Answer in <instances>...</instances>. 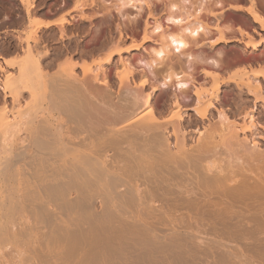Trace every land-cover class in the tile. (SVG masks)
<instances>
[{
    "label": "bare ground",
    "instance_id": "obj_1",
    "mask_svg": "<svg viewBox=\"0 0 264 264\" xmlns=\"http://www.w3.org/2000/svg\"><path fill=\"white\" fill-rule=\"evenodd\" d=\"M117 1L151 14L158 9L152 0ZM20 3L22 25L35 32L58 25L63 43L70 25L82 27L80 19L91 29L98 25L99 13L88 16L82 0L73 2L70 20H34L40 2ZM187 3L164 0L162 19L147 21L139 42H128L119 22L118 35L109 28L99 46L107 50L104 58L88 64L81 58H92L97 43L91 54L89 43L81 45L86 51L77 45L54 73L57 59L47 44L54 34L25 39L13 30L25 55L13 61L0 55V74L8 73L0 102L11 105L9 116L0 115V264H264V149L249 139L264 142L255 113L264 110V70L242 83L247 90L239 92L254 97V107L240 123L231 108L214 104L219 84L196 91L194 105L182 111L189 79L168 69L159 81L136 67H169L174 54L191 72L203 62L191 43L214 31L221 33L215 44L227 42L224 32L233 28L221 24L226 17L264 32V0H200L193 13ZM148 42L158 47L150 52ZM247 46L258 50L264 38ZM204 62L219 65L214 58ZM169 86L176 105L165 117L156 94ZM214 112L219 122L212 121ZM205 120L189 140L186 123Z\"/></svg>",
    "mask_w": 264,
    "mask_h": 264
},
{
    "label": "rangeland",
    "instance_id": "obj_2",
    "mask_svg": "<svg viewBox=\"0 0 264 264\" xmlns=\"http://www.w3.org/2000/svg\"><path fill=\"white\" fill-rule=\"evenodd\" d=\"M67 1L45 0L44 2L43 0L40 1L36 0V4L40 2L37 4V8L39 6L40 9L42 8V11L38 13L39 15L36 14L34 20H38V19L54 20V19L62 18L63 16H65L66 19L70 20L69 11L73 6V2L76 3L77 0L74 1L69 0V2L71 1L70 4L67 5V7H65L64 5ZM152 1H154L158 6L157 11L153 14L150 13V11L146 8V6L141 7L139 4L137 7V5L134 6L133 2L123 5L121 2V5H114V3L118 2L117 0H82V5L84 6L82 9L86 11V14L88 13V16H90L89 14H91L92 16L94 10H97V13L95 11L96 15L99 13L97 16L95 15H94L95 17L93 16V19H96V21H98L97 22L98 25L95 22V24L97 25L96 28L93 27L91 29L89 25V21L87 19H80L81 21L79 27L81 26L82 27L79 29L77 26L75 28V26L70 25L69 26L70 29H68V31L66 32V38L64 40L65 42L63 43L61 39H59L58 25H52L49 28L42 27L35 32L34 28L32 29L29 28L27 25H22L24 20H25L24 24H27L26 23L27 20L24 16V11L22 10L23 6L20 3V0H0V55L2 57L4 56V58L8 60L10 59V61L11 60L13 61L14 59L17 60L24 59L25 54L23 52V49L18 44L19 42L17 40V37H15L17 36L16 34L18 33L17 32L15 33V31L13 32L14 29L18 32H22V35L21 33L19 35L25 39L26 38L32 39L34 36L37 35L42 37V35L51 32L54 34L53 36L55 37V39H51L52 41L49 39V41H47V44L49 49L52 50L53 53L52 59H57L55 60L57 63L55 62V66L53 67V69H51L52 71L50 70L51 73L57 71L56 69L58 68L59 64L61 66L62 63L64 66L63 62H65V64L68 63L67 60L70 59V54L75 52V47L77 45L81 46L83 44L82 46L84 49L87 48L89 45V47L87 48L89 50H87V52L90 53V51L93 49V46L96 47L95 45L97 43L98 48L97 47L94 48L91 51L92 54L90 53L91 55H93L94 53L92 58L91 57L88 58V56H90L89 54L88 56L86 55V57L83 56V58H81V59L88 58L89 60L85 59V62L89 64V62L90 63L93 62L94 59L99 60L106 56L107 50L106 49L98 50L101 49V47L99 48V46L101 45L102 42L104 43L107 42L108 39L107 34H109V28L113 33H116L118 35L119 28H117L116 26L119 24V22H121L122 27L125 28L124 31L126 32H124V36L127 38L128 42H131L132 40H136V39H138L136 41L139 42V40H141L144 37V29L146 22L150 21L151 23H153L152 21L153 17L156 19L157 18L162 19L164 14V0H152ZM189 2L190 3H187L188 5L187 8H189V10H191V12L193 13L195 9L199 6L200 0H189ZM137 3L138 2H136L135 4ZM212 4H213L212 7L213 11H218L215 2H212ZM10 17L16 19L19 22L21 21L20 22L21 25L19 24V22L17 23V21L9 20ZM101 18H104L102 19L103 21L101 20ZM221 24L233 28V31L225 30L224 32L225 37L228 39L227 42L220 41L215 44L216 42L215 40L219 39L221 33L218 31H214L209 37L207 36L206 38H202L191 43V51L194 53V55H196V57H198L197 59H201L204 62V61H208V59L210 58H214V60H217L219 62L218 67H215L208 62H204V63L202 62L203 64L200 62L199 65L197 63H196L197 65L195 64L194 66L195 68L193 67V70L191 72H188L185 69V67H183L182 64L185 58L179 57L178 55H174V54H170L168 58V59H172L171 62L169 61L167 62V65L169 64V67H167L164 63L161 64V62L155 63L154 67H146L144 63L142 64L138 62L137 63L138 66L136 64V67L141 71L144 70L148 71L149 73L148 72L147 73L149 74L150 77H153L154 79L159 78V81L167 73L168 69L171 72L180 73L184 76V78L189 79L190 80L189 88H188L189 101L186 105L185 103L180 104L182 111H184L185 108L194 105L195 103L194 93L196 91L201 90V91L209 92L212 91V88H214L217 84H219L221 90L220 98L217 101H215L214 104L218 108L219 107L231 108V112H230L231 118L237 120L240 123H244L242 113L244 112L245 109L251 110V108L254 107V97L249 96L244 92H243L244 94L243 93L241 94L239 90L240 88H243L244 91L247 90V88L245 87L246 85H242V83H246L250 81V75L254 71L264 70V46L259 47L258 50H252L250 47L247 46V42L263 39L264 32H261L259 30L255 31L252 22L251 23L249 22L247 25L240 24L241 28H239V23L232 16L223 19ZM111 31L110 34L112 33ZM244 31H248V33H245ZM153 37L154 39L161 42V38H159L158 36L155 35ZM69 39L70 42L72 39H74L72 40L73 43L72 42L70 43L71 44L70 46L68 43ZM8 41L10 42V44ZM86 43L89 44L86 45ZM16 45L19 46L17 47ZM66 45L68 47V51L64 50V47ZM15 46L17 49L15 48ZM79 46H77V48ZM145 47L146 49L148 48L147 49L148 51L150 50V52H152V47H158V45L157 43L148 42L145 45ZM94 50L97 51L98 53L93 52ZM141 52H143L142 54L143 56L147 58L149 57V55L144 53L143 50ZM76 58L77 57H75V59ZM1 59L2 58H0V60ZM57 64L58 66H56ZM7 69L8 71H11L9 66H7ZM53 70L55 71L53 72ZM139 70H137V73ZM139 73L141 72L139 71ZM7 74L5 75L0 74L1 83H3L2 79H5ZM173 93H174L173 86L165 87L157 92L156 94L157 98L156 96L155 98L157 100V103L159 104L157 109L158 112L162 113L161 116L167 117L170 114V111H172V109L176 105L175 104L176 100L175 97L173 96ZM263 96H264V92H263ZM239 97H242V100L241 99L239 100ZM25 104L26 103H24L22 107L24 106V108H26L27 105L25 106ZM199 107L201 109H204L205 105H199ZM10 112H11L10 103L8 102L7 104H4L3 102H0V115H4L6 117L9 116ZM255 113H256V117L258 118V122L264 125L263 108L260 107V109ZM187 114L191 115L195 113L193 110H187ZM187 114H186V118H187ZM187 119L190 120V118ZM211 119L213 122H219L220 121L219 114L217 112H214ZM187 123L186 125L188 127L187 128L188 138L189 140H194L198 133L196 130L197 126H199V128L204 130V127L209 123V121L205 120L204 122H199L197 123L198 125L195 124L196 122H193V124L190 126H188L189 124ZM73 137H75V140L73 138L72 139L76 142L77 140L76 137L78 136H73ZM249 137L250 140H252L254 137L256 138V140L260 141L261 147L262 149H264V142L261 138L259 139L258 135L255 136L249 135ZM79 140L81 139H79L78 137L77 141Z\"/></svg>",
    "mask_w": 264,
    "mask_h": 264
}]
</instances>
